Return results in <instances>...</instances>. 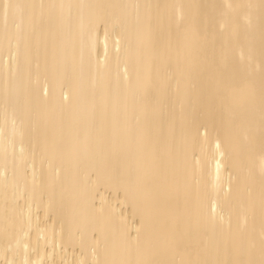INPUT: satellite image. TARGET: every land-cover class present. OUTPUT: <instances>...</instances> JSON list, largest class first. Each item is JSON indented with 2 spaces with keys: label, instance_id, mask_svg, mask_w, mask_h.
Returning a JSON list of instances; mask_svg holds the SVG:
<instances>
[{
  "label": "bare ground",
  "instance_id": "1",
  "mask_svg": "<svg viewBox=\"0 0 264 264\" xmlns=\"http://www.w3.org/2000/svg\"><path fill=\"white\" fill-rule=\"evenodd\" d=\"M0 264H264V0H0Z\"/></svg>",
  "mask_w": 264,
  "mask_h": 264
}]
</instances>
